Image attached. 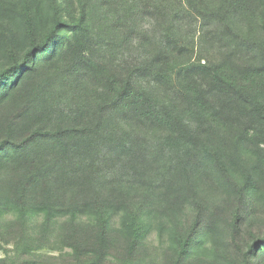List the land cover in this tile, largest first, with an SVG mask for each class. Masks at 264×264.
<instances>
[{"label":"rangeland","instance_id":"1","mask_svg":"<svg viewBox=\"0 0 264 264\" xmlns=\"http://www.w3.org/2000/svg\"><path fill=\"white\" fill-rule=\"evenodd\" d=\"M218 1L196 0L197 7L188 0H90L87 22L94 57L120 76L139 75L143 79L138 78L139 87L193 122L178 101L174 77L178 63L217 62L229 53L239 63L260 64L264 58L263 33L237 13L221 16ZM148 19L153 28L145 35L140 26ZM123 29L128 34L124 40ZM243 42L248 49L240 47ZM43 75H32L24 88L0 104V140L11 138L21 146L19 153L0 160V200H15L25 185L32 190L30 199L40 202L47 185L52 200L59 203L102 198L119 214L106 252L96 262L90 252L96 233L87 224L79 225L84 218L80 223L62 218L44 226L41 214L21 222L10 208L0 215L3 264H239L249 242L264 237V147L254 148L255 155L240 150L244 162L221 171L201 157L177 150L167 133L133 131L111 121L106 126L114 128L116 146H99L98 153L90 144L80 151L85 145L79 134L87 130L84 126L96 123L98 93L79 95L69 80L57 75H46L43 84ZM97 126L103 133L106 126ZM45 130L63 131L67 145L43 137ZM79 152L85 154L82 163L75 160ZM58 156L63 161L56 164ZM48 163L53 168L44 174ZM256 173L262 177L249 195L242 175ZM249 196L254 200H247ZM135 207L151 211L152 229L130 253L117 229L121 211ZM192 232L193 244L180 256L175 235ZM250 261L264 264V252Z\"/></svg>","mask_w":264,"mask_h":264},{"label":"trees","instance_id":"2","mask_svg":"<svg viewBox=\"0 0 264 264\" xmlns=\"http://www.w3.org/2000/svg\"><path fill=\"white\" fill-rule=\"evenodd\" d=\"M188 1L196 3V0ZM89 4L90 0H0V104L9 100L14 91L24 88L32 75L45 74L43 84L46 75H57L58 79L69 80L79 95L98 93L95 126H106L113 121L133 131L167 133L175 141L177 150L201 157L221 171L244 162L240 150H249L255 155L254 148L264 147V58L260 64L239 63L229 53L217 62L178 63L174 71L178 101L193 122L185 121L174 106L160 103L139 87L138 78L143 80L139 75L120 76L108 64L95 59L91 27L87 22ZM218 10L224 17L235 13L244 16L264 35V0H219ZM123 34L124 40L128 35L126 29ZM240 47L249 48L246 42ZM83 124L88 123L83 120ZM95 126H84L87 130L79 134V141L84 140L85 145L79 147L80 151L95 144L100 153L99 146L115 145L113 127L102 128V133ZM62 132L53 134L45 130L43 137L61 142L65 147ZM87 135L90 136L87 138ZM29 144L26 140L25 148ZM19 147L11 138L1 139L0 160L9 153H19ZM78 154L75 160L84 162L85 154ZM56 158L54 162L58 164L60 156ZM50 165L43 166L44 174L53 168ZM232 173L236 175L238 171ZM242 177L250 187L249 195H253L262 173ZM44 190L47 196L43 191V200L34 202L30 199L32 190L29 192L25 185L21 186L15 200H0V215L13 208L18 220L23 222L31 214H41L44 226L62 218L72 223L77 220L80 223L84 218L79 225L87 224L96 233L90 252L95 253L94 261H100L110 243L115 216L119 214L115 205L102 198L64 205L63 200L60 203L52 200V188L46 185ZM247 200L254 198L249 196ZM150 213L136 207L121 211L117 233L129 244L130 253L136 251L151 231ZM194 235L193 232L175 235L180 256L189 252ZM249 243L239 264H251L254 254L264 252V237ZM0 264H3L1 258Z\"/></svg>","mask_w":264,"mask_h":264},{"label":"clouds","instance_id":"3","mask_svg":"<svg viewBox=\"0 0 264 264\" xmlns=\"http://www.w3.org/2000/svg\"><path fill=\"white\" fill-rule=\"evenodd\" d=\"M153 28V21H151L150 19L146 20L141 26H140V30L142 32H144L145 35L150 34L151 30ZM133 43H137V39L134 37L133 38Z\"/></svg>","mask_w":264,"mask_h":264}]
</instances>
